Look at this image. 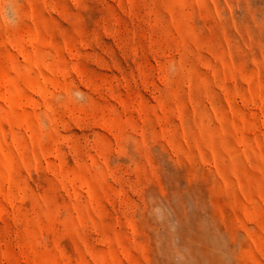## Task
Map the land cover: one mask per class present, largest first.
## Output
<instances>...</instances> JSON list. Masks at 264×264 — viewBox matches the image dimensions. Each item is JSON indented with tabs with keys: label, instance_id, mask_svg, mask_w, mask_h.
<instances>
[{
	"label": "rangeland",
	"instance_id": "374dc122",
	"mask_svg": "<svg viewBox=\"0 0 264 264\" xmlns=\"http://www.w3.org/2000/svg\"><path fill=\"white\" fill-rule=\"evenodd\" d=\"M0 264H264V0H0Z\"/></svg>",
	"mask_w": 264,
	"mask_h": 264
}]
</instances>
